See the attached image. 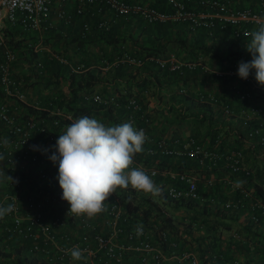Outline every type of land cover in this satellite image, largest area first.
Listing matches in <instances>:
<instances>
[{"label":"built area","instance_id":"1","mask_svg":"<svg viewBox=\"0 0 264 264\" xmlns=\"http://www.w3.org/2000/svg\"><path fill=\"white\" fill-rule=\"evenodd\" d=\"M69 1L74 3L72 12L75 14H80L86 4L99 3L115 14L130 13L148 22L182 21L189 30L210 27L214 18H217L233 25L231 36L251 37L248 34L264 22V12L261 10L264 0L257 1V10L225 6L222 12L194 9L183 0H165L168 10L156 9L142 0H0V206L14 204V211L0 219L1 230L19 239L29 240L31 251L41 253L44 259L52 256L59 264H74L68 253L73 246L83 251V259L92 260L94 264H165V260L170 257L183 260L186 264H210L208 260L201 259L195 247L175 251L176 241L166 242L167 230L159 228L154 216L143 217L138 210L135 217L130 218L124 205V191L133 190L131 188L117 189L105 202V211L93 218L67 214L70 205L61 199L62 189L56 179L58 163L54 164L49 156L55 151L51 146L55 145L59 134L79 116L58 106L51 109L41 107L37 102L27 99L24 80L13 74L12 63L16 54L3 38V24L8 22L13 27L18 24L23 29L39 33L45 28L42 23L46 22L49 26L50 11H53L58 21L71 20L72 12L63 7ZM195 1L197 5L212 8L218 3V0ZM83 27L87 28V25L83 24ZM26 47L34 52L46 53L48 58L63 64H72L52 50L48 43H43L40 37L26 41ZM146 59L160 66L167 65L170 69L199 64L198 61L172 59L160 54L143 57L123 55L121 61L128 65H140ZM27 65L39 67L40 62L32 59ZM70 70L77 72L82 67L73 65ZM237 71L226 68L213 70L212 73L216 76H238ZM244 80L246 86L243 89L232 86L230 93L243 99L251 95V89L264 91V86L257 83L253 72ZM85 98L106 103V99L97 93ZM196 100L198 103L218 102L219 111L235 119L237 125L231 129L232 133H237L236 128L243 131L239 137L243 145L220 138L221 131L210 134L213 141L211 147H205L192 135L183 138L173 136L168 144L165 137L150 131V117L134 98H130L127 101L130 111L116 124L132 122L137 129H143L146 140L142 155H186L195 158L202 172L160 169L154 163L147 164L135 158L133 167L143 169L151 179L157 176L171 179L165 183L158 180L156 185L161 188L162 198L172 207L175 201L186 209L197 207V204L202 209L206 205L212 211L211 217L215 218L245 210L248 221L258 223L264 219V176H254L256 167L247 163L244 149L253 151V155L264 153V107L255 103L235 107L229 104L227 98L210 92H199ZM222 141L225 143L220 144ZM45 149L48 151L45 152ZM221 171L223 174H219ZM247 177H250L251 187L244 184ZM198 180L204 187L218 181L227 186L229 193H234V196L223 199L204 196L197 191ZM135 192L144 194L142 191ZM160 195L151 198L155 200ZM161 211L163 216L169 215L168 208H162ZM200 214L192 218L194 222L190 223L189 229L194 228L195 222L204 217L203 213ZM137 225L143 226L139 236L135 231ZM233 232L231 230L230 234L233 235ZM214 257L212 254L211 258Z\"/></svg>","mask_w":264,"mask_h":264},{"label":"trees","instance_id":"2","mask_svg":"<svg viewBox=\"0 0 264 264\" xmlns=\"http://www.w3.org/2000/svg\"><path fill=\"white\" fill-rule=\"evenodd\" d=\"M129 1V0H128ZM163 1V2H162ZM187 5L194 9H203L206 11L211 12H222L223 7L227 6L231 9H238L243 7H249L252 10H257L259 8L258 3L256 0H218L217 5L215 7L206 6L202 7L200 5H197L195 0H183ZM160 5L149 3L148 5L159 9V10H168L169 7L166 4L165 0H159ZM165 3V4H164ZM166 5V6H165ZM222 7V8H221ZM103 10H107L109 13V16H104L101 19H98L97 21L93 20V17H95L96 14H100L103 12ZM264 12V8L261 9ZM72 12V8L70 10ZM131 16L135 17L136 20H140L141 18L137 15L126 13V14H115L113 12H110L109 9L105 5H101L99 3H93L91 5L86 4L82 7V12L80 14H75L72 12V17L69 22H61V24H67L71 25L73 24L76 26L77 31L79 32L81 38L76 39L77 44H80V46H83L84 43L88 42V39L93 38L96 36L97 38L103 39L104 37H112V42L115 43L117 41H122L126 37H120V36H111L113 28V33H117L118 29L115 27L117 24V19L119 17L124 18L127 20ZM88 17V18H85ZM142 23H150V24H159V23H170V21H164V22H148L143 19H141ZM130 21V19H129ZM134 20L131 19V22ZM179 23H183L182 21H176ZM106 23V24H101ZM221 20H218L217 18H214L213 24L210 27H197L200 29L201 32L198 34V38L200 37V41L197 42V47H199L201 50H204L206 47V44L202 43L203 38H211L212 36H218L221 33H224V31L229 32L231 31L233 25L230 23H223L221 25ZM45 25V28H42L41 31H46L45 29L48 27L47 23H42ZM83 24L87 25V28L83 27ZM241 25H246V23H241ZM15 26V25H14ZM20 26V25H19ZM13 27V25L8 24V22H5L3 24V31H4V40L6 41L7 45L15 52L16 59L20 61L21 66L27 65V62L31 61L32 59H35V61L40 62L39 67H35L33 65H27L25 67L27 70V73H21V76L25 79V86H29L30 84L37 83L30 80V73H41L39 77L42 78L41 81L43 82L44 87L47 89V95L46 97L49 98L47 103V108L51 109L55 106H58L62 108L65 111L71 112L74 116H89V117H100L107 119L111 121L113 124H116L122 116H125L128 111H130V107H128V99L134 98L137 103H139L141 92L143 91L144 87L149 84H155V82H158V78L160 76H166L169 74L171 77L175 79H181L184 81L185 75L187 74V70L190 67L187 66H179L177 68L170 69L167 65L160 66L156 62L154 64V67H146V73L143 75H140V77H133L130 76V72L127 69L136 70L137 68L143 67L146 61H152V60H145L140 65H128L124 62V67H120L117 65H110V69H103L101 68L102 64H107L105 61L99 62L97 60H92L88 58H82L84 61V65L87 67L85 70L81 71H71L70 68L73 66V64H63L61 62H58L55 59H51L47 57V54H44L43 52L39 51H32L29 50L26 47V41H33V35H30L28 37H20L16 34V29ZM197 28L193 29L196 30ZM21 29V27H19ZM24 30V29H23ZM189 30V29H188ZM39 31V33H41ZM30 32V30H29ZM38 33V32H37ZM38 33V34H39ZM37 37H40L43 41V43H48L52 50L59 53L60 55H63L65 57V53L63 52V48H59L58 43V37L52 36V35H41ZM96 34V35H95ZM233 37V43H236L238 40L243 38H251L246 36H231ZM109 40V41H111ZM182 44V43H181ZM183 45V44H182ZM134 51L129 52V54H132L133 56H140L143 57L145 55H157L162 51L163 46H153V45H146L141 43H134ZM114 49L113 53L124 51V46L120 44L119 46L112 47ZM66 49V48H65ZM194 49V48H193ZM190 50L188 49V52ZM127 55V54H124ZM212 57H216L217 55L214 53H211ZM66 58V57H65ZM68 58V57H67ZM66 58V59H67ZM217 58V57H216ZM191 59V60H190ZM196 61L197 55L193 57H189V59H182V60H190V61ZM215 59V58H212ZM243 60L245 62L250 61L248 58H244L241 55V51L239 49H232L227 53L225 56H223L221 59H218L217 66L220 69H226V68H238V63ZM76 62V61H75ZM74 62V63H75ZM154 62V61H152ZM124 68V71H123ZM112 69V70H111ZM105 71V74L104 72ZM107 70V72H106ZM13 74H17V72L13 71ZM123 74H128V78H126V83L124 84V89L122 90V85L119 86V81L117 78L122 76ZM215 78H219L221 83L228 84L232 83V78H235L234 76H216L213 74ZM61 81L64 82V87H57L58 83ZM184 83V82H183ZM99 84H105V89L98 90L97 86ZM182 84V82H181ZM117 89L116 92H108L105 91L109 88ZM244 87H241L242 89ZM225 89V88H224ZM227 89H225L226 91ZM251 95L248 97H245L243 99H240L236 97V95L228 92V96H231V98H227L230 105H233L235 103L237 106H240L242 104H249V103H255L256 105L264 107V91H256V90H250ZM91 93H97L102 98L106 99V103H96L93 101H90L86 99L85 97L87 95H90ZM204 93V92H201ZM223 93V92H222ZM226 93V92H224ZM140 104V103H139ZM234 106V105H233ZM235 106V107H237ZM209 106H205L202 111L197 112L192 117L187 116L185 112L181 114V116L189 122V124L194 127H200L203 125L211 126V133L213 132H219L221 131V137L226 140H231L232 143L243 145L239 137L241 136V133L243 131H239L238 128H236L237 133H232L231 129L234 128L235 124H230L227 126L222 125H211L216 120V116L209 110ZM142 108V107H141ZM144 109V108H143ZM145 110V109H144ZM186 115V116H185ZM239 133V134H238ZM167 143L169 144L172 141V136L169 138H166ZM225 143V141L220 142V144ZM213 144L212 139H210V145ZM145 145V143H144ZM143 145V149H144ZM244 149V155L247 159V163L251 166L256 167V172L254 174L255 177L262 176L264 174L263 165H264V155L260 156V160H258L254 155L252 154L253 151H249ZM136 160L143 161L147 164L154 163L158 168L160 169H171V170H183L184 168H187L189 164L195 163L196 160L193 157H188L186 155H179V156H173V155H142L141 153H138L135 156ZM262 171V172H261ZM161 179H164L161 177ZM250 177H247L244 179V184H246L247 187H251L252 183L249 182ZM251 183V184H249ZM202 182L197 183V191L201 193L202 195L210 194L212 197H218L219 199H223L227 196L233 197L234 193L226 194L224 193L223 187L221 188V185L214 182L213 184L209 186L202 185ZM201 187V188H200ZM220 187V188H219ZM228 188V187H224ZM208 191V193H207ZM257 191L260 193V189L257 187ZM217 192V193H216ZM216 193V195H215ZM151 194H139L135 192L134 190H129L127 192L124 191V198L126 199L124 202V205L127 209V212L129 213V217L133 218L135 217V212L138 210L141 212L143 217H147L149 215L154 216V221L159 223V228L166 229L165 234V240L166 242L169 241H176V247L175 251H178L182 248H188L183 247L182 245L185 244V241H188L189 243H193V246L198 250V254L201 257L202 260H208L209 262H213V264L216 261L220 262H232V258L235 255L233 249H237V244L235 241L227 238L220 237L218 233H215V230L217 228L220 229H229L231 225L234 223L232 219H224L225 217H218V218H206L202 217L199 221L195 222L196 225L204 224L207 229L206 233L202 235H196L192 236L189 231H185V228H179L175 226L171 219V215L163 216V213L161 211L162 208L167 209L170 205L165 202V200L160 195L159 200H153ZM264 198V194L262 196ZM175 205H179L178 201H175ZM208 212H211L210 209L205 208L200 213L207 214ZM195 216V215H194ZM194 218V217H193ZM8 222V221H7ZM194 222L191 218L188 219L187 226L190 227V223ZM2 226V223L0 224V228ZM185 227V225L183 226ZM180 233V235H176ZM0 240H1V248H7L5 251L2 252V249L0 252L4 257L12 256L16 253V259L23 260L19 257L20 250L29 252V255L31 253H34V255L39 256V260L36 262V264H59L58 260L54 259L52 256H49L48 259H44L43 255L41 253H35L29 249V240H23L19 239L15 236H12L8 233H4L1 230L0 233ZM215 255L214 258H211V255ZM84 261V262H83ZM86 264L85 260L81 259L78 261V263Z\"/></svg>","mask_w":264,"mask_h":264},{"label":"crops","instance_id":"3","mask_svg":"<svg viewBox=\"0 0 264 264\" xmlns=\"http://www.w3.org/2000/svg\"><path fill=\"white\" fill-rule=\"evenodd\" d=\"M142 1L147 4L154 3L160 5L159 0ZM73 5V1H69L66 2L63 7L66 10H71ZM104 16H109L107 10H103V12H101L100 14H96L95 17H93V20L97 21ZM131 19L134 21L131 22ZM48 22L49 26L45 29L46 31H41V33L38 34L36 31L29 32V30L24 29L22 33H24L25 35L21 36L26 38L28 37L29 32V36L33 35V39L37 38V34L38 36H40L41 34L58 37L59 48H63L65 57H68L67 60L73 65L81 66L82 70H85L87 68L83 63L84 61L82 60V58L92 59L93 61L97 60L99 62L105 61L107 64L104 63L101 66V68H103L104 70H109V67H111L110 65L118 64L119 67L120 65H122L121 67H124V63L121 61L122 56L124 54L132 55L129 54V52L134 51V43L163 46L162 51L159 54L172 59H189V57L191 58L197 55V59L196 61L194 59V62L198 61L199 64L195 65L194 67H190L187 70L184 81H182L181 79H175L167 74L166 76H160L158 78V82L156 81L155 84L146 85L141 92L139 103L141 107L144 108L145 111H147L146 113H148L150 117L149 129L153 134L165 137V139L177 135L181 136L182 138L186 135H192L199 143H201L205 147H211V126H208L206 124L194 128L181 116V114L185 112L187 116L192 117L197 112L202 111L205 106H209V110L216 116V120L211 123V125H237L235 123V119L232 118V116L223 115L219 111L218 102L207 101L205 103H198L196 100V95L199 92H210L215 95L220 94V97L222 98H231L228 97V92L232 91V86L238 89L246 86V81L239 78L237 75H233L235 78H232V83L222 84L219 78H215L213 76L212 71L220 69L217 66L218 59H221L232 49H239L241 51V55L245 59L249 58L251 60V54L247 50V43L250 42L251 38H243L238 40L236 43H233V37H231L228 29V32L224 31V33H221L218 36L203 38L201 42L206 44V47L204 50H201L196 46L197 42L200 41V37L198 38V33L201 32L198 28L196 30H188L185 22L179 23L176 21L159 24L142 23L143 21L141 19L136 20L135 17L131 16L127 20L125 19V21L124 18L121 17L117 19V24L115 25V27L118 29L117 33H113V28L111 29V36L126 37L124 40L113 43L111 40L112 37H104L103 39H101L94 36L93 38L88 39V42L84 43L83 46H80V44H77L76 41V39L81 38L76 26H74L73 24H61V22L55 18L53 11L49 12ZM120 44L124 46V51H116V53H113L114 49L112 47H115L116 50V47ZM188 49L190 50L189 52ZM211 53H214V55L216 54L217 58L215 56L212 57ZM19 63V60L13 61L12 70L14 72H17L20 68L26 70L27 67L25 66L27 65L23 67ZM145 64L146 65H144L143 67L141 66L136 70L127 69L130 72V76L140 77V75L146 73L145 66L154 67V64L156 63L152 61H146ZM111 68H113V66ZM233 68L238 69L235 67ZM102 72H104L105 74V71L102 70ZM252 72L254 73V70ZM40 74L41 73H38L37 75L36 73H30V80L34 79L37 83L30 84L27 87L24 84L25 93L29 101H35L39 106L47 108V99L49 98L46 97L47 89L44 87L43 82H38L42 80V78L39 77ZM17 76L21 77V79H23L25 83L24 77H22L21 75ZM128 76V74H123L122 76L117 78L120 83L119 86L122 85V90L124 89V84H127L126 78H128ZM105 86V84H99L97 88L98 90H101L105 89ZM54 87L57 88L59 86L54 85ZM224 88L227 90L225 91ZM180 89L183 90L180 91ZM105 91H108L110 93L116 92L117 89H113L110 87ZM237 104L240 103L238 102L233 105L237 106ZM12 107H14V105H12ZM93 118L97 120H104V118L100 117ZM261 155H264V153L258 152L254 154V157L260 160ZM183 170H197L198 173L202 172L199 167L192 162L187 168H184ZM263 170L264 165L262 171ZM203 174H205V172ZM219 174H223V171H221ZM163 178L166 180L161 179V177L159 176L155 177L152 180L155 184L158 183V180L160 183H165L171 180L170 178H168V176H163ZM198 182H200V180H198L197 183ZM215 182L221 185V188L223 187L224 193L229 194L227 188H224L227 186L219 183L218 181ZM204 196L209 197L211 195L206 194ZM196 206L197 207L193 206L192 208L187 209L186 207L180 205L168 207V214L172 217V223L181 229L185 228V231H189L192 236L205 234L207 229L204 224L196 225L192 229H189V227L187 226L189 218L192 219L198 214L201 215L200 212L203 209L207 208L206 205H203L204 207L202 209H200V206L198 204ZM211 213L212 211L203 215L206 218H211ZM246 214L247 213L245 210H240L238 212L232 213L230 216H225L224 219H232L234 223L229 229L225 230L223 228H217L215 230V233H218L220 237L235 241L237 244V249H233L235 255L232 258V262L223 263L220 261H216L214 264H264V219L260 220L258 223H251L246 218ZM184 225L185 227H183ZM231 230L234 231L233 235L230 234ZM176 235L181 236L180 233ZM1 245L2 243L0 240V250L2 249L3 252L7 248H1ZM182 246L188 247L187 249L194 247L193 243H189L188 241H185V244ZM2 252H0V264H36V262L39 260V256L37 257V255H34V253H31V255H29V252L23 250H20L19 252V257L23 260L16 259V253L12 256L4 257L1 254ZM85 261L86 264H94V261L92 260ZM74 264L82 263L74 261ZM165 264H186V262L177 258L170 257L165 260ZM210 264H213V262H210Z\"/></svg>","mask_w":264,"mask_h":264},{"label":"clouds","instance_id":"4","mask_svg":"<svg viewBox=\"0 0 264 264\" xmlns=\"http://www.w3.org/2000/svg\"><path fill=\"white\" fill-rule=\"evenodd\" d=\"M248 35L251 40L247 50L252 58L238 63L237 74L247 79L254 70L255 80L264 86V22ZM145 140L143 129H137L132 122L106 125L85 115L66 125L51 146L55 151L49 159L58 163L56 179L62 189L61 199L70 205L67 214L93 218L105 211V202L117 189L131 188L152 196L160 195L161 188L151 177L143 169L133 167L134 158L143 151ZM9 179L12 182L10 176ZM13 211L14 204L0 206V219ZM135 231L137 236L141 235L143 226L137 225ZM68 253L74 261L84 258L83 251L76 246Z\"/></svg>","mask_w":264,"mask_h":264},{"label":"rangeland","instance_id":"5","mask_svg":"<svg viewBox=\"0 0 264 264\" xmlns=\"http://www.w3.org/2000/svg\"><path fill=\"white\" fill-rule=\"evenodd\" d=\"M15 25V29H16V34H17V36H20V37H23V36H21V35H25L24 33H22L23 32V28H21V29H19V26H18V24H14ZM13 28V29H14ZM28 36H29V32H28ZM17 73H18V75H21V73H27L26 72V70L25 69H19L18 71H17ZM31 81H34V79H31ZM63 84H64V82L63 81H61L60 83H58L57 84V86H59V87H63ZM147 112V111H146ZM148 114V113H147ZM149 116V115H148ZM99 121H101V122H103V123H105L106 125H115V124H113L111 121H109V120H107V119H104V120H99ZM155 200H159V198L157 197V198H155Z\"/></svg>","mask_w":264,"mask_h":264}]
</instances>
